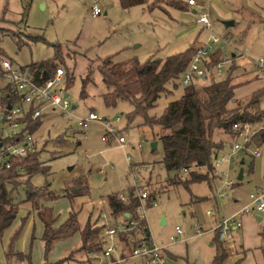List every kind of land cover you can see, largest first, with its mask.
<instances>
[{
	"label": "rangeland",
	"instance_id": "obj_1",
	"mask_svg": "<svg viewBox=\"0 0 264 264\" xmlns=\"http://www.w3.org/2000/svg\"><path fill=\"white\" fill-rule=\"evenodd\" d=\"M92 2L0 0V56L17 66L26 67L51 58L56 46L61 55L53 63L64 71L63 96L70 106L75 107L65 113L59 109L45 110L33 132L39 161L47 171L32 173L28 183L43 189L45 195L38 199V204L50 209L54 224L59 225L65 219L70 207L76 212L79 227L87 219L98 224L99 209L107 211V194L135 192L133 176L135 183L147 191L149 197L154 196L155 205H149L146 200L142 207L146 229L155 243L166 240L175 225L181 231L192 228L194 224L207 228L212 222L205 214L207 209H211L214 215L228 216L249 202L250 192L256 189L264 191V140L255 142L261 151L259 157L253 158L248 153L241 155V179L225 189L224 196L216 197L223 177L214 179L206 174L205 180L184 186L182 180L187 178V171H182L176 179L172 178V172L165 171L160 163L161 144L156 140L155 149L150 150L148 144L153 139L149 130L139 125L142 118L135 116L127 121L126 114L132 109L131 104L125 100L114 106L104 104L102 93L106 88L95 68L84 86V96H80L81 78L88 63L94 67L101 58L109 55L120 66L131 59L143 62L148 57L163 58L187 47L186 40L197 33L203 41L210 34L223 38L227 45L221 54L234 53L235 57L218 77H224L227 68L233 67L230 75L231 82L235 84V101L246 100L257 90L264 92V74L251 64V59L264 56V0H208L211 31L199 27L195 22L196 14L170 6L185 0H146L143 5L128 8H122L117 0H101V13L95 17L89 13ZM224 21H230V24L225 25ZM240 53L242 56H238ZM209 80L210 77L197 80L195 86L207 84ZM182 88L178 85L170 97L177 98ZM168 99L161 95L146 114L156 116L161 113ZM258 105L264 108V93L259 97ZM234 106V101L228 105L229 108ZM88 112L94 113L98 120L89 122L85 128L79 127L77 121ZM103 124H109L116 137H124L123 148L112 136L107 141L101 140L106 134ZM253 124L263 128L264 134V118ZM214 137L225 142L231 139L221 131ZM227 148L226 143L221 153ZM235 167L231 165L227 171L228 178L235 177ZM99 168L103 171L99 172ZM192 170L195 174L204 173L203 168ZM222 170L223 166L218 168L219 172ZM77 177L85 180L86 189L69 200L65 190L77 187ZM211 179L213 182H208ZM24 189L25 186L20 185L12 192L19 204L12 223L4 232L7 247L27 254L30 264H85L82 251L74 252L70 259L58 261L78 246L77 234L54 241L49 251L44 253L40 240L41 225L36 217L26 232L25 225L31 219V211L28 202H21ZM212 195L217 210H214ZM239 216L241 228L234 232L233 240L222 243L227 254L223 264H261L259 249L255 251L252 247L264 241V212L250 209ZM212 236V233L207 234L209 239ZM91 256H99L96 264L104 263L100 253ZM21 262L27 264L25 259Z\"/></svg>",
	"mask_w": 264,
	"mask_h": 264
},
{
	"label": "trees",
	"instance_id": "obj_2",
	"mask_svg": "<svg viewBox=\"0 0 264 264\" xmlns=\"http://www.w3.org/2000/svg\"><path fill=\"white\" fill-rule=\"evenodd\" d=\"M122 8L133 5H143L146 0H117ZM170 6L178 7V3ZM264 30V20L262 21ZM54 47V46H53ZM51 58L30 63L27 67L40 79L50 76L54 68V60L60 58L61 53L57 50ZM193 46L181 52L167 55L163 58L148 57L145 61L139 62L136 59L127 61L124 65L117 64L111 55L103 57L93 67L87 64L84 76L81 78L80 96H84V86L90 79L92 69H96L101 77V81L106 88L102 93V100L106 106H114L118 101L129 102L132 109L126 114L127 121L135 116L142 118L140 126H145L151 138L157 139L161 144L162 156L160 163L167 172H172V178L176 179L182 171H187V178L182 180L183 185L194 181L206 179V174L211 170L212 159L228 143L221 138H215L214 134L220 131L231 137V123L235 121L259 122L264 118V108L258 105L259 97L263 91H255L251 96L243 101H235L233 89L235 84L231 82V65L226 70V75L222 78L211 73L207 84L199 87L197 82H191L186 86L180 84L181 72L187 67L191 57ZM220 51L210 54L206 67L210 68L218 59ZM233 59V58H232ZM181 85L182 91L177 98H171L172 90ZM165 96L168 101L165 103L161 113L158 115H147L148 109L152 108L156 100ZM234 101V108L228 105ZM39 124V118L30 122L29 130L35 131ZM264 140L263 128H260L252 137L255 143L257 140ZM22 166V171H17L14 167L0 171V237L4 229L12 223L19 202L14 199L12 192L20 185H24V199L21 202H28L31 210L35 212L36 218L42 225L40 240L44 253L48 252L54 241L66 239L73 234L79 235L78 248L71 250L67 255L58 261L70 259L77 251L83 253H96L100 251L103 244L102 225L96 221H87L80 228L76 219V212L70 207L65 219L59 224H54V217L49 208L38 204V199L44 196L42 188L30 186L28 177L37 171L45 173L47 168L39 161L38 151L28 154L25 158L15 162ZM193 168H203V174H195ZM81 177L75 179L76 188L67 187L65 195L69 198L81 194L86 189ZM74 188L77 189H70ZM132 192V191H131ZM117 195V194H116ZM115 193L107 194L105 203L109 214L112 217L123 215L127 212L134 217V207L137 205V198L133 193L126 195V200L121 201L116 198ZM54 197V196H51ZM145 222L141 220L135 229L118 234L122 247L129 244L134 245L136 239L129 240L127 235L133 236L136 229L142 231L145 236ZM128 239L127 241H125ZM259 249L264 262V241ZM7 264H12L10 258L15 262L25 259L27 264L28 255L19 252L13 253L9 249L6 254ZM227 254L223 246L219 243L215 245V252L210 260V264H223Z\"/></svg>",
	"mask_w": 264,
	"mask_h": 264
},
{
	"label": "built area",
	"instance_id": "obj_3",
	"mask_svg": "<svg viewBox=\"0 0 264 264\" xmlns=\"http://www.w3.org/2000/svg\"><path fill=\"white\" fill-rule=\"evenodd\" d=\"M100 2L101 0H93L90 4L89 13L91 17L98 16L101 13ZM185 4L196 9L195 22L202 28L211 31L207 0H185ZM226 45L227 42L223 38L213 34H210L203 42L195 44L187 67L180 74V84L186 86L191 82L207 79L211 73L220 74L226 64L235 57L234 53L232 55L221 54V50ZM215 50L220 51L219 59L210 68H207L206 63L209 61L210 54ZM238 56H242V54L240 53ZM251 64L256 71L264 74V56L251 59ZM63 84L64 71L59 66L54 68L50 76L40 79V76L35 75L27 66H17L9 59L0 56V171L14 166L17 171H22V166L15 164V162L34 151H38L33 135L34 131L29 130L30 122L40 118L45 110L59 109L65 113L71 109L68 99L63 96L65 89ZM95 120H98L96 115L88 112L86 116L77 121V125L85 128L89 122ZM103 126L106 134L101 137V140L107 141L112 136L117 144L123 148L124 137L121 135L116 137L114 129L109 124H103ZM260 128L254 127V124L250 122L235 121L231 123L232 135L227 143V150L223 153L220 151L211 162L210 177L217 179L223 177L221 187L216 191V197L224 196L225 189L232 187L237 181L236 177L228 178L226 173L231 165H239V161L242 159L241 155L248 153L253 158L261 155L260 148L252 141V137ZM139 146L137 144V147ZM221 166H223V170L219 172L218 168ZM140 167H143V164ZM98 171L102 172L103 170L99 168ZM133 184L136 189L135 192L130 191V194L133 193L138 201L133 210L134 217L128 215L123 218L120 215L123 221L112 223L113 218L109 211L99 209L97 218L102 225L103 234L101 256L106 258L109 264H127L129 258H139L142 260L141 264H168L160 253V246L151 239H146L139 229L135 231L139 234L134 237L137 241L130 246L127 255L120 256L119 254L118 234L135 229L137 224L144 220L142 202L148 200L149 205H155L154 198L149 197L147 191L135 183L134 176ZM248 197L249 202L237 213L241 214L250 209L258 213L264 212V191L256 189L250 192ZM116 198L125 201L126 195L118 193ZM205 213L212 215V210L207 209ZM240 224V220L234 214L221 215L212 229L218 242L225 243L232 240V232ZM194 227H197V224H194ZM174 229L176 232L180 231L177 226ZM169 238L172 240L174 237L170 236ZM19 264L23 263L20 262Z\"/></svg>",
	"mask_w": 264,
	"mask_h": 264
},
{
	"label": "crops",
	"instance_id": "obj_4",
	"mask_svg": "<svg viewBox=\"0 0 264 264\" xmlns=\"http://www.w3.org/2000/svg\"><path fill=\"white\" fill-rule=\"evenodd\" d=\"M201 1H203V0H201ZM207 2H208V0H207ZM179 3L180 4H178V7H175V8L181 10L182 12H189V13L195 14L196 9H194L193 7L187 6L185 4V2H179ZM147 7L150 9L149 5ZM199 27L202 28L201 26H199ZM186 42H188V46L185 47L184 49H181V50L176 51V52H181V51L185 50L186 48L194 46L195 44H197L199 42H203V40H201L198 37V33H197V35L195 37H193L191 39H187ZM183 43H185V41ZM176 52H174V53H176ZM73 108H75L74 105H73V107H71V109H73ZM154 140H157V139H154ZM77 144H79V143H77ZM241 160H242V164H243V157H242ZM241 165L240 164L237 165V166L234 165V166H236L235 167V173L236 174H237V171H238V169H239V167ZM242 173H243V170H242ZM236 174H235V177H236ZM241 177H242V175H241ZM214 179L208 180V182H210V181L213 182ZM128 193H129V191H128ZM150 197L154 198L153 195L150 196ZM211 197H212L214 208H215L214 210H217L218 208L216 209L217 203H216V200L214 199L215 197H214V195H212ZM105 205H106V203H105ZM106 208H107V206H106ZM107 210H108V208H107ZM239 210H237L236 212H233L232 214H234V216L240 220V216H239L240 213H237ZM30 211H31V219L29 218V221H27V223H26L27 225H25L27 233H28V227L31 226V224L34 223V218L33 217H36L35 216V212L33 210H31V208H30ZM122 216H123V218L127 217L128 213L127 212H123ZM207 216H209L211 218V221H212L207 228H202V226L200 224H197V227H194V225H193L192 228H190L188 230H185V231H181V229L177 226L180 231L176 232L175 229H174L176 227V225H175L173 230H172V232L168 234L166 240L156 243L158 246H160V248H161L160 249V253L165 258V260L167 261L168 264H210V260H211V258L213 256L214 252H215V245L217 243H219L217 238H216L215 232L212 229V227L214 226L215 222L217 221V219L221 215H219V213H217L216 215L212 214V215H207ZM112 218H113L112 220H114V222H116V223H120V222L123 221V218L120 215H118L116 217H112ZM245 218L247 219V217H245ZM98 222H99L98 224H100V221H98ZM144 222H145V217H144ZM240 223H241V221H240ZM40 225H41V223H40ZM145 226H146V224H145ZM195 228H198V229L196 230ZM240 228H241V224H240V226L238 228H235L233 230V232H232V240H233L234 232L237 231ZM5 230L6 229H4V231L2 232L1 237H0V264H7L8 263L5 254H6V252L9 249L13 253L19 252L22 255H24L22 253V251H20L18 249H13V247H11V248L7 247L8 244L5 242V233H4ZM146 231H147V229H146ZM27 233L24 235L25 238L27 236ZM41 233H42V225H41ZM208 233H212V235H213L212 238L209 239L207 237ZM75 234H77L78 240H79L78 233H75ZM135 234H138V233H135ZM135 234H133V236H131L129 234V235H127V238L129 240H132V239H134V237H136ZM170 236H173L174 238L171 240L169 238ZM148 238L151 239L149 237V232H148ZM118 239H119V237H118ZM128 239H126L125 241H127ZM119 242H120V239H119ZM122 245H123V243L120 242L119 254H120V256H125L128 253L129 245L126 246L125 248L122 247ZM221 245L223 246L222 243H221ZM78 246H79V244H78ZM78 246L73 248L72 250L78 248ZM259 246H260V244L252 247V249H254L256 251V250L259 249ZM247 249H251V248L248 247ZM99 253H100V251H98V254ZM91 254L95 255V253H91ZM91 254L84 253V262H85V264H96L98 262L99 256L92 257ZM96 254H97V252H96ZM100 255H101V253H100ZM259 256H260V259H261L260 260L261 264H264L260 249H259ZM103 259H104V263L102 262V264H109L108 260L106 258H103ZM10 260H13V261H10V262H12V264H15L16 260H14L13 257H11ZM141 261L142 260L139 259V258H129V259H127V264H141ZM20 262H18V263H20Z\"/></svg>",
	"mask_w": 264,
	"mask_h": 264
},
{
	"label": "water",
	"instance_id": "obj_5",
	"mask_svg": "<svg viewBox=\"0 0 264 264\" xmlns=\"http://www.w3.org/2000/svg\"><path fill=\"white\" fill-rule=\"evenodd\" d=\"M224 24L228 25V24H230V21H224ZM71 107H73V105ZM148 145H149V148H150L151 151L154 150L155 146H156V140H151ZM239 164L240 165L242 164V160L239 161ZM241 175H242V169H241V167H239V169L237 171V174H236V179L240 180L241 179ZM70 189H74V188H70ZM256 219L258 220L259 218L257 217ZM161 221H163L162 218H161ZM145 236H148V232L147 231H145Z\"/></svg>",
	"mask_w": 264,
	"mask_h": 264
}]
</instances>
